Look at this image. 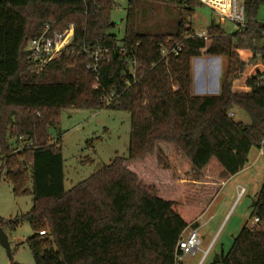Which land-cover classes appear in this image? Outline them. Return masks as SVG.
Returning a JSON list of instances; mask_svg holds the SVG:
<instances>
[{
    "label": "trees",
    "instance_id": "1",
    "mask_svg": "<svg viewBox=\"0 0 264 264\" xmlns=\"http://www.w3.org/2000/svg\"><path fill=\"white\" fill-rule=\"evenodd\" d=\"M168 1L184 11L173 32L140 33L128 0L119 39L111 32L114 0H0V172L14 194H32L20 218L33 231L26 240L33 264H178L186 228L197 226L220 184L246 165L252 147L260 148L264 69L238 86L249 62L264 61V24L256 20L264 0H245L246 26L233 33L211 21L207 41L195 37L189 19L203 4ZM70 25L71 41L36 73L24 51L28 40ZM169 39L181 49L166 60L160 45ZM120 47L135 54V81ZM96 49L107 51L93 72L87 66ZM242 51L251 54L245 59ZM202 54L226 58L217 95L192 94L191 59ZM68 107L124 110L131 124L127 156L65 189L60 137L48 129ZM232 107L249 123L234 121ZM150 169L167 174L169 183L147 178ZM250 216L258 223L242 226L210 264H264V230L257 227L264 225V180ZM16 224L0 218L1 228Z\"/></svg>",
    "mask_w": 264,
    "mask_h": 264
},
{
    "label": "rangeland",
    "instance_id": "2",
    "mask_svg": "<svg viewBox=\"0 0 264 264\" xmlns=\"http://www.w3.org/2000/svg\"><path fill=\"white\" fill-rule=\"evenodd\" d=\"M114 2L115 6L111 11L114 26L111 32L121 39L124 35L128 0H114ZM134 4L136 26L140 33L173 32L184 12L178 4L168 0H134ZM189 19L192 28L197 32L205 31L211 21L219 23L226 33L230 34L236 30L231 22L220 20V16L206 5L197 7ZM256 20L264 24V4L259 6ZM250 54L249 51H242V57L245 59ZM205 65L210 68V72L207 71L208 79L203 82L201 78L205 73ZM225 67V57H210L205 54L200 58L193 57L191 59L192 94L217 95L224 78ZM263 69V60L256 58L249 62L238 88H244L245 77ZM230 110L233 112L234 121L249 123L244 110L239 107H232ZM130 124V114L120 109L108 107L97 110L75 107L61 109L56 126L50 127L48 132L53 138L60 137L64 188L69 189L87 178L98 166L108 164L115 156H127ZM210 169L214 172L216 166ZM209 172H206V181ZM146 175L153 181H156L158 176L160 178L158 183L161 184L170 181L166 177L167 174L153 169L146 172ZM263 180L264 153L254 146L248 154L246 165L220 184L214 192V197L200 215L198 222L203 226L199 229L198 235L204 240L199 249L181 258L178 264H210L216 255L229 249L234 236L242 226L257 224L258 222L255 223L250 214L252 203L257 199ZM237 186L244 187L245 191L239 194ZM28 188H31L30 183ZM190 196L193 198L194 193L191 192ZM32 199L30 192L14 194L11 184L0 172V218L17 221L13 228L9 226L3 228L8 237L12 258L0 244V264L34 263L32 252L26 242L27 238L33 235V231L29 221L20 218L32 207ZM257 227L264 230L263 224Z\"/></svg>",
    "mask_w": 264,
    "mask_h": 264
},
{
    "label": "built area",
    "instance_id": "3",
    "mask_svg": "<svg viewBox=\"0 0 264 264\" xmlns=\"http://www.w3.org/2000/svg\"><path fill=\"white\" fill-rule=\"evenodd\" d=\"M203 5L209 6L213 9L219 16L220 20H228L231 22L236 30H240L246 26V16H245V0H216L220 1V5L217 3H212L209 0H198ZM73 35V26L70 25L62 33H54L52 36L46 34L44 31L42 34L30 38L27 42V45L24 48L27 59L32 63L33 68L36 73H38L51 59L59 56L61 50L71 41ZM195 37L203 38L205 41L208 40L206 32H197L195 31ZM167 44L160 45V54L164 59H169L178 55L181 49V45L178 43H172V40L169 39ZM83 51H87L85 48H82ZM120 52L125 55V60L128 63L127 72L133 79L137 78V68L139 67L135 54L132 50H129L125 47L119 48ZM107 50L96 49L89 52V56L92 59V63L87 67L93 71L97 72L99 62L102 59L103 54ZM264 58V53L262 55ZM105 59H108L105 56ZM126 72H122L121 76L126 78ZM97 78V77H96ZM258 78V83L261 81ZM126 84L130 85V81L126 80ZM260 84V83H259ZM109 102V101H108ZM229 116H233V112H229ZM264 137L261 139L259 146L260 152L263 153ZM244 192L243 187L238 188V193ZM254 222H258L259 219L255 217ZM40 235H44L43 231L39 232ZM200 237L198 235V230L196 228H189L185 231L180 237L177 248L178 253L176 254V259L179 261L181 258L185 257L188 254H193L200 246Z\"/></svg>",
    "mask_w": 264,
    "mask_h": 264
},
{
    "label": "water",
    "instance_id": "4",
    "mask_svg": "<svg viewBox=\"0 0 264 264\" xmlns=\"http://www.w3.org/2000/svg\"><path fill=\"white\" fill-rule=\"evenodd\" d=\"M0 244L5 248L7 255L12 258L11 248L8 241V237L3 228L0 227Z\"/></svg>",
    "mask_w": 264,
    "mask_h": 264
},
{
    "label": "crops",
    "instance_id": "5",
    "mask_svg": "<svg viewBox=\"0 0 264 264\" xmlns=\"http://www.w3.org/2000/svg\"><path fill=\"white\" fill-rule=\"evenodd\" d=\"M210 57H212V56H210ZM196 58H200V56L199 57H196ZM201 60H203V59H201ZM211 61V60H210ZM207 71H209L210 72V68L208 67V66H206L205 65V73H204V76H203V78H201V80L203 81V82H205V81H207V79H208V72ZM238 188H239V186H237V190H238ZM244 188V187H243ZM244 191H245V189H244ZM199 219H200V217L196 220V223H197V226L196 227H194V228H196L197 230H198V233H199V229L203 226L202 224H200L198 221H199ZM189 228H191V227H188V228H186V230L185 231H187ZM184 231V232H185ZM204 240V238H200V241L202 242ZM201 244V243H200ZM207 251V250H206ZM205 251V252H206Z\"/></svg>",
    "mask_w": 264,
    "mask_h": 264
}]
</instances>
